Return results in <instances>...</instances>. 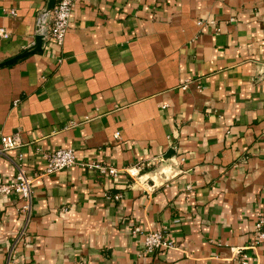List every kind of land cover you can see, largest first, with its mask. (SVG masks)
Wrapping results in <instances>:
<instances>
[{
    "label": "crops",
    "instance_id": "obj_1",
    "mask_svg": "<svg viewBox=\"0 0 264 264\" xmlns=\"http://www.w3.org/2000/svg\"><path fill=\"white\" fill-rule=\"evenodd\" d=\"M46 3L0 0V62ZM0 134V182L76 156L0 195V264H264V0H72L62 45L0 66Z\"/></svg>",
    "mask_w": 264,
    "mask_h": 264
},
{
    "label": "built area",
    "instance_id": "obj_2",
    "mask_svg": "<svg viewBox=\"0 0 264 264\" xmlns=\"http://www.w3.org/2000/svg\"><path fill=\"white\" fill-rule=\"evenodd\" d=\"M72 0H55L49 11H39L35 17V32L40 35L41 41L50 40L55 45H62L67 31L69 18L71 15ZM7 15H14L13 9L4 10ZM201 24L202 21H198ZM7 32L0 27V37L6 38ZM185 88V86H183ZM118 137V133L115 134ZM19 145L17 137L14 135L0 134V154L2 155L6 150L13 149ZM41 156L44 159V166L33 177L25 174L24 169L15 165V172L8 181L0 182V195H7L10 193L20 196L28 203L31 191V183L33 178L47 175L54 171L64 170L71 167L75 163V153L72 148H57L49 152H42ZM90 169H96L100 173H108L116 175L118 169L111 167L101 162H91L87 164ZM117 198V196H115ZM25 208V206H23ZM264 224L263 218L260 217L256 222V228ZM141 232L139 227H135L132 231L134 235ZM258 238L264 237V232L259 231ZM257 241V240H256ZM255 241V242H256ZM143 249L146 253H151L154 250H165L173 248L174 242L166 233V228L161 227L157 230H147L143 232ZM1 264H13L7 256ZM239 264H247L246 255L240 260Z\"/></svg>",
    "mask_w": 264,
    "mask_h": 264
},
{
    "label": "water",
    "instance_id": "obj_3",
    "mask_svg": "<svg viewBox=\"0 0 264 264\" xmlns=\"http://www.w3.org/2000/svg\"><path fill=\"white\" fill-rule=\"evenodd\" d=\"M55 0H47V3H46V6H45V11H49L53 5ZM41 44V37L40 35H35L34 37V43L29 46L27 49H25L24 51H22L21 53L9 58V59H6L2 62H0V66H3V65H8V64H11L13 63L14 61H16L17 59H20L36 50L39 49V46Z\"/></svg>",
    "mask_w": 264,
    "mask_h": 264
}]
</instances>
